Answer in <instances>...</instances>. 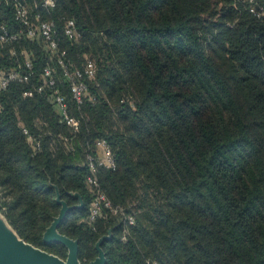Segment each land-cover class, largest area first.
<instances>
[{
  "label": "trees",
  "instance_id": "1",
  "mask_svg": "<svg viewBox=\"0 0 264 264\" xmlns=\"http://www.w3.org/2000/svg\"><path fill=\"white\" fill-rule=\"evenodd\" d=\"M13 4L0 0L9 30L22 28ZM35 14L71 69L90 59L96 74L78 105L41 37L2 46L0 71L25 72L21 50L32 62L0 95V213L16 234L65 259L43 240L63 210L56 230L82 264L103 236L105 264H264V22L238 0H55ZM47 64L76 130L38 90ZM99 140L115 162L95 175L111 208L90 221Z\"/></svg>",
  "mask_w": 264,
  "mask_h": 264
},
{
  "label": "built area",
  "instance_id": "2",
  "mask_svg": "<svg viewBox=\"0 0 264 264\" xmlns=\"http://www.w3.org/2000/svg\"><path fill=\"white\" fill-rule=\"evenodd\" d=\"M238 1L245 4L247 10L253 17L264 22V3H262L260 0ZM54 4L55 0H42L39 4L34 2L33 6L50 9L54 6ZM13 7L15 20L18 21L23 29L20 28L17 30H9L5 25H0V57L2 46L5 44L10 45L17 41L23 32L30 39L41 37L43 39L44 49L52 58L55 59L63 77L68 82L69 90L73 100L78 105H80L83 102L84 95L87 91L86 81L95 77V63L90 59H86L81 69H71V63L66 58V51L60 50L58 47L54 36V24L50 21L42 20L38 14H35L32 18L30 11L24 2L14 0ZM64 34L70 40H77L80 37V32L77 30L73 20L70 19L66 21L64 26ZM10 53L11 55H15V51L13 49H11ZM21 55L23 56L24 67L27 70H30L32 68V62L26 50H21ZM25 72L21 73L19 70L12 69L8 71H0V95L7 88L11 81H27L28 74ZM42 78L43 83L38 87V90H44L45 87L49 88L51 101L58 112L60 120L71 129L76 130L78 127V121L68 113L66 98L56 86L55 78L53 76V69L50 64L44 66ZM25 94L31 95L30 92H26ZM96 147L98 149V153L96 155L88 154L86 156L89 169V173L86 176V183L93 191V199L89 214L90 221H93L97 216L101 215L103 209L111 208L109 199L99 187L98 180L95 176L96 171L98 170V167L111 169L115 166V162L107 142L105 140H99L96 142ZM126 222L128 224H133L134 220L131 216H129ZM126 234H128L127 229L124 230V236L122 239H125Z\"/></svg>",
  "mask_w": 264,
  "mask_h": 264
},
{
  "label": "water",
  "instance_id": "3",
  "mask_svg": "<svg viewBox=\"0 0 264 264\" xmlns=\"http://www.w3.org/2000/svg\"><path fill=\"white\" fill-rule=\"evenodd\" d=\"M62 212L46 229L43 234V240L45 242L56 241L63 244L67 248L65 259L24 241L0 213V264H82L77 257V241L59 234L56 230L57 224L62 217ZM5 227L9 228L11 233L5 231ZM104 238L107 237H101L96 243L98 255L87 264H105L104 253L99 248V244Z\"/></svg>",
  "mask_w": 264,
  "mask_h": 264
},
{
  "label": "rangeland",
  "instance_id": "4",
  "mask_svg": "<svg viewBox=\"0 0 264 264\" xmlns=\"http://www.w3.org/2000/svg\"><path fill=\"white\" fill-rule=\"evenodd\" d=\"M23 1L26 4V7L28 8V10L31 12L32 7H33V3L35 2L36 4H39L41 0H23ZM4 229H5V231L11 233L9 228L5 227Z\"/></svg>",
  "mask_w": 264,
  "mask_h": 264
}]
</instances>
